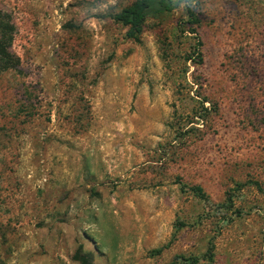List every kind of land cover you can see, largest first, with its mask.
Returning a JSON list of instances; mask_svg holds the SVG:
<instances>
[{
	"label": "rangeland",
	"instance_id": "rangeland-1",
	"mask_svg": "<svg viewBox=\"0 0 264 264\" xmlns=\"http://www.w3.org/2000/svg\"><path fill=\"white\" fill-rule=\"evenodd\" d=\"M133 1L0 0V261L264 264V0Z\"/></svg>",
	"mask_w": 264,
	"mask_h": 264
},
{
	"label": "trees",
	"instance_id": "trees-1",
	"mask_svg": "<svg viewBox=\"0 0 264 264\" xmlns=\"http://www.w3.org/2000/svg\"><path fill=\"white\" fill-rule=\"evenodd\" d=\"M181 0H134L131 4L123 7L120 11L111 14V17L120 22L122 25L127 27L126 35L134 40L139 39V35L142 32L144 21L148 16L157 17L165 12H169L174 9ZM187 19L186 24H188L189 32L195 35L196 43L193 47L192 54L197 55V58L192 55L188 59L202 63L201 51H200V38L197 36V8L193 7L190 3L186 4ZM9 29L2 27V34L0 36V71L5 70L9 67L14 66L13 55L8 51L9 42L5 41L8 38ZM194 85H198L199 88L203 87L202 82L193 81ZM198 93V90H195ZM208 101L206 96H199L198 105L196 108L192 109L191 121H205L207 115L200 112L199 110H207L208 107L205 103ZM190 117V116H189ZM196 194L203 195L202 189L199 186H194L191 188ZM75 258L82 261L83 264H90L85 260L84 256L78 252L75 254ZM0 264H6L3 260L0 261Z\"/></svg>",
	"mask_w": 264,
	"mask_h": 264
}]
</instances>
